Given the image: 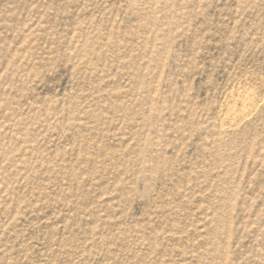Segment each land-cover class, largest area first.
I'll list each match as a JSON object with an SVG mask.
<instances>
[{
    "label": "rangeland",
    "instance_id": "374dc122",
    "mask_svg": "<svg viewBox=\"0 0 264 264\" xmlns=\"http://www.w3.org/2000/svg\"><path fill=\"white\" fill-rule=\"evenodd\" d=\"M0 264H264V0H0Z\"/></svg>",
    "mask_w": 264,
    "mask_h": 264
}]
</instances>
